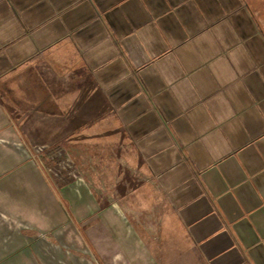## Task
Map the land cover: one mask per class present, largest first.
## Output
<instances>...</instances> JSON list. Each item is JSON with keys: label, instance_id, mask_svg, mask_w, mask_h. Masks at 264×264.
Masks as SVG:
<instances>
[{"label": "crops", "instance_id": "crops-1", "mask_svg": "<svg viewBox=\"0 0 264 264\" xmlns=\"http://www.w3.org/2000/svg\"><path fill=\"white\" fill-rule=\"evenodd\" d=\"M0 264H264V0H0Z\"/></svg>", "mask_w": 264, "mask_h": 264}, {"label": "trees", "instance_id": "trees-1", "mask_svg": "<svg viewBox=\"0 0 264 264\" xmlns=\"http://www.w3.org/2000/svg\"><path fill=\"white\" fill-rule=\"evenodd\" d=\"M59 151H61L60 148H54L52 150L47 151L44 155V159L51 158L52 156H54Z\"/></svg>", "mask_w": 264, "mask_h": 264}, {"label": "rangeland", "instance_id": "rangeland-1", "mask_svg": "<svg viewBox=\"0 0 264 264\" xmlns=\"http://www.w3.org/2000/svg\"><path fill=\"white\" fill-rule=\"evenodd\" d=\"M60 162L57 164V165H60V163H66V162H63V159L62 160H59ZM47 166H50V165H47ZM52 178H51V180L53 181V182H56L57 180L55 179L56 177H54L53 175H50ZM97 211V210H96Z\"/></svg>", "mask_w": 264, "mask_h": 264}]
</instances>
